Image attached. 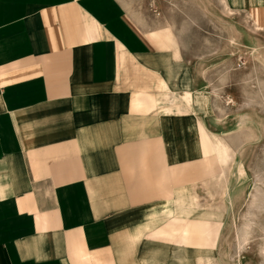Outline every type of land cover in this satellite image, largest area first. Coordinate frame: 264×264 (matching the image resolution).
I'll list each match as a JSON object with an SVG mask.
<instances>
[{
    "label": "crops",
    "instance_id": "obj_1",
    "mask_svg": "<svg viewBox=\"0 0 264 264\" xmlns=\"http://www.w3.org/2000/svg\"><path fill=\"white\" fill-rule=\"evenodd\" d=\"M136 1L0 0V264H197L200 221L232 239L247 123L221 137L186 29ZM226 2L264 28V0Z\"/></svg>",
    "mask_w": 264,
    "mask_h": 264
},
{
    "label": "rangeland",
    "instance_id": "obj_2",
    "mask_svg": "<svg viewBox=\"0 0 264 264\" xmlns=\"http://www.w3.org/2000/svg\"><path fill=\"white\" fill-rule=\"evenodd\" d=\"M177 5L185 15H177ZM134 10L142 19L153 16V24L178 22L186 29L188 55L196 56L203 79L197 92L206 96L197 104L206 113H211L209 102L222 110L220 115L228 128L220 129L221 137L227 142L228 135L239 137L238 122L247 123V144L236 149L237 153H247L246 167L238 164L233 169L236 173L240 165L244 170L245 175L235 177L234 184V191L242 189L244 200L241 208L233 210L232 239L218 241L215 263L264 264V28H258L260 25L247 13L232 7L233 11L227 12L219 0H185L179 4L175 0H138ZM248 222L252 228L242 250L238 241L247 235L244 225ZM211 226L215 237L222 225Z\"/></svg>",
    "mask_w": 264,
    "mask_h": 264
},
{
    "label": "bare ground",
    "instance_id": "obj_3",
    "mask_svg": "<svg viewBox=\"0 0 264 264\" xmlns=\"http://www.w3.org/2000/svg\"><path fill=\"white\" fill-rule=\"evenodd\" d=\"M219 1L223 3L224 8L227 12L230 13L233 11L228 7L226 0H219ZM204 141L206 142V153L208 152L210 154H215L217 157L216 161L214 162L209 163L208 160H205L204 162H202V166L206 164L208 168V169H204L206 170L204 171V173H206L207 171L209 172L210 167L211 169H213L215 166H219L224 169L225 165H228L227 163H229L228 160L230 158L232 159L234 158L235 156L234 151L231 149L229 144L226 143L223 139L219 137H214L211 134L205 133ZM211 227H212L211 224H209L208 222H201V221L196 222V252L198 253V256H199L197 259V264H215V258L208 256L207 252L211 253L216 248L217 243L219 241L218 239H219L221 228L217 231L216 236L213 237L210 232ZM244 228L247 229V232H246L247 235H243L242 239L238 241L240 244V248H242L243 245L248 243L249 232L251 231V228H252L251 222H248L247 224H245ZM186 246H188V243ZM243 249L244 248H242V250Z\"/></svg>",
    "mask_w": 264,
    "mask_h": 264
}]
</instances>
